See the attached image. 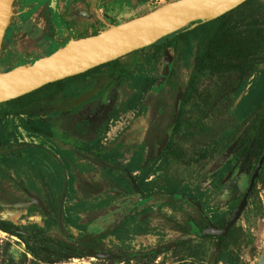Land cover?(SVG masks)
<instances>
[{
  "label": "rangeland",
  "instance_id": "rangeland-1",
  "mask_svg": "<svg viewBox=\"0 0 264 264\" xmlns=\"http://www.w3.org/2000/svg\"><path fill=\"white\" fill-rule=\"evenodd\" d=\"M14 1L1 41L0 71L59 47L40 28L27 32L57 10L52 16L57 33L74 40L171 0ZM232 17L246 23L242 27H264V0L246 1ZM206 29L186 33L166 49L160 42L124 55L134 64L116 84H105L103 77L72 80L66 83L68 99L59 94L5 116L0 106V196L18 199L0 201V219L17 226L13 233L0 229V264H256L264 248V154L249 172L242 171L239 147L233 149L236 139L228 132L264 114V56L248 59L232 88L203 112L202 102L225 75L202 71L191 78ZM177 114L199 116L215 133L177 138L166 126ZM156 121L177 157L154 142L157 156L144 164L143 136ZM59 195L60 227L44 207ZM199 213L229 221L224 243L195 227L180 232V225ZM29 232L44 240L36 254L29 250ZM63 233L82 248L81 256H68L73 250L57 245ZM87 239L95 249L81 246Z\"/></svg>",
  "mask_w": 264,
  "mask_h": 264
},
{
  "label": "trees",
  "instance_id": "trees-1",
  "mask_svg": "<svg viewBox=\"0 0 264 264\" xmlns=\"http://www.w3.org/2000/svg\"><path fill=\"white\" fill-rule=\"evenodd\" d=\"M248 0L243 1L239 5L229 8L217 16L207 19L204 21H196L188 23L182 28L178 29L175 32H172L168 35H165V39H158L154 43L148 46H156L161 42L162 48L166 49L170 46H175L178 42L184 39L186 33H193L199 27H206L207 32L204 38V42L197 49L194 64L192 67L191 78L197 76L202 71H209L213 73H224L223 82L215 86L208 97L202 102V111L206 112L211 108L213 103L217 101L227 90L231 89L234 83V79L237 80L241 77L242 72L246 71L247 60L253 58H259L264 56V27H254L250 25L248 27L244 26L243 21L235 20L232 15ZM13 6V4H12ZM11 6V10H12ZM44 33L46 36L56 44H59V47L67 42L69 39L64 34H58L55 23L48 22L44 26ZM92 32V34H94ZM173 42V43H172ZM3 42L0 44V53L3 48ZM144 48V47H143ZM143 48L137 49L142 50ZM137 50L131 51L125 55H134ZM124 56V55H123ZM123 56L107 61L105 63L99 64L92 68H89L81 73L68 76L53 82L46 83L30 92H27L18 97L0 102V106L3 105L5 109L1 113V116L7 114H21L26 110H29L31 106L35 105L38 101L51 102L59 94L67 95V85L66 83L70 81L77 80L81 83L87 82L96 77L105 78V84H116L122 80L131 70L134 61L126 62L123 60ZM40 57V56H38ZM26 64V63H25ZM235 71V72H233ZM232 72V75L229 73ZM105 86V85H104ZM68 99V98H67ZM264 107V100H263ZM57 107H54L56 109ZM264 111V110H263ZM179 113V112H178ZM180 114V113H179ZM179 114L173 120L168 121L171 125V131L174 136L177 138H193L204 134H214L215 131H212L210 128H206L201 125L199 116L191 115L189 117H181ZM253 129L252 133L247 138V129L248 124L245 123L241 125L238 123L235 125L228 133L231 139L237 138L233 149L239 147L238 158L242 163V167L247 172L250 171L252 165L256 160H258L263 152L264 148V114L260 116L258 113L252 119ZM155 124L150 123L145 130L143 136V143L147 148L144 164H147L152 160L153 155V144L155 140L161 142L163 135L160 133L156 135ZM165 155L171 157H177L173 154V150L169 149L167 143L164 145ZM264 164V156L262 158ZM115 165V164H114ZM118 168L123 169L121 165H116ZM130 186H134L130 180H126ZM139 192V189H134L133 191ZM61 195H59L55 200H47L44 203L45 211L51 215H54L58 227H60V210H61ZM18 199L16 197H4L0 196L1 202H15ZM225 220L223 217H219V222L217 227H221L224 224ZM195 224L198 228L202 230L204 236H209L205 232L208 222L203 216H200L196 220ZM17 226L11 223L9 220L0 219V229L2 231L13 233V228ZM188 225L181 227V230L186 231ZM61 230V229H60ZM63 232V231H62ZM229 234L227 232L225 235H215V239L221 240V243H224L225 237ZM69 235L62 234L61 238H58L57 245L66 250H73L72 253H68L72 257H79L82 254V248H80L76 242L69 241L67 238ZM27 237V236H26ZM28 237H31L32 247L29 250L36 254V249H41L40 241L42 238L37 235L29 232ZM82 240V238H80ZM84 244H89L91 247L96 248L93 245L92 239H87L81 241V246ZM31 246V245H30ZM177 264H193L191 261H183Z\"/></svg>",
  "mask_w": 264,
  "mask_h": 264
},
{
  "label": "water",
  "instance_id": "water-1",
  "mask_svg": "<svg viewBox=\"0 0 264 264\" xmlns=\"http://www.w3.org/2000/svg\"><path fill=\"white\" fill-rule=\"evenodd\" d=\"M12 1L0 0V44L11 14ZM222 1L171 0L94 34L69 39L30 63L0 71V102L146 47L188 23L211 19L245 0H235L227 8L213 13ZM228 225L217 228L209 223L206 232L223 235ZM256 264H264V248Z\"/></svg>",
  "mask_w": 264,
  "mask_h": 264
},
{
  "label": "flooded vegetation",
  "instance_id": "flooded-vegetation-1",
  "mask_svg": "<svg viewBox=\"0 0 264 264\" xmlns=\"http://www.w3.org/2000/svg\"><path fill=\"white\" fill-rule=\"evenodd\" d=\"M15 1L13 0L12 1V3H11V6H12V4L14 3ZM12 11V10H11ZM59 12H58V10L57 11H55V12H53L51 15L52 16H54V14H58ZM52 16L50 17V19L46 22V23H48V22H52V23H55L54 22V20L52 19ZM60 16V15H59ZM63 20L64 19H62L61 21H62V23H64L63 22ZM28 21H30V19H28L26 22H24V24L25 23H27ZM65 21V20H64ZM45 23V24H46ZM32 24V23H31ZM45 24L42 26V27H40V30L42 31V34L46 37V38H48L47 36H46V34L44 33V26H45ZM55 25H56V23H55ZM64 24H62V26H63ZM39 27L38 26H36V31H28L27 30V32H30L31 34H35V33H37L38 32V30H39ZM96 33V32H95ZM90 34H92V32H90V33H88V34H86V35H90ZM86 35H84V36H86ZM66 37L68 38V36L66 35ZM49 39V38H48ZM69 39V38H68ZM262 98L264 97L263 95L261 96ZM264 100V98L262 99V101ZM252 119H253V117H250V119L247 121V124H248V129H247V138H249V136L251 135V133H252V129H253V123H252ZM171 120V119H170ZM169 120V121H170ZM150 124V123H149ZM153 124H155V128L156 129H154L155 130V132L157 131V133H156V135H159L160 133L163 135V132L160 130L159 131V123L156 121V122H154ZM167 125H169V123L167 122L166 123V126ZM148 127V126H147ZM147 129V128H146ZM170 130H171V128H170ZM172 132V131H171ZM145 134V133H144ZM164 139H165V137H163L162 138V140H161V142H157V141H153L152 142V144L154 143V142H157V143H160V144H164L165 145V143H166V140H165V142H163L164 141ZM236 140H237V138H235ZM147 149V148H146ZM239 163L241 164V166H240V169L242 170V171H244V172H247L246 170H244L243 169V167H242V163L239 161ZM173 193V188H170V191H169V194H172ZM18 201V200H17ZM17 201H15V202H17ZM15 202H12V203H15ZM200 216H203L205 219H206V221L208 222V224L209 223H212L215 227H217V224H218V222H219V218H213V219H207V217L204 215V214H201V213H199V215H197L196 217H189L188 218V220L187 221H185L182 225H180V227H179V230H180V232H182V233H187V232H189L190 231V229H191V227H195L197 230H199L200 232H202V230L200 229V228H198L197 227V225L195 224V222H196V220L197 219H199V217ZM225 220V222H224V224L221 226V227H217V228H222V227H224V225L226 224V223H228L229 221H227L226 219H224ZM208 224H207V227H208ZM184 225H188V227L186 228L187 230L186 231H182L181 230V227H184ZM230 225V224H229ZM229 225H228V228H227V230H226V232L223 234V235H225L226 233H227V231H228V229H229ZM206 227V228H207ZM206 228H205V232H206ZM208 234H210V233H208ZM210 235H213V236H215V235H217V234H210ZM90 249H93V248H90ZM89 250V249H88ZM178 263V262H177ZM176 263V264H177Z\"/></svg>",
  "mask_w": 264,
  "mask_h": 264
},
{
  "label": "bare ground",
  "instance_id": "bare-ground-1",
  "mask_svg": "<svg viewBox=\"0 0 264 264\" xmlns=\"http://www.w3.org/2000/svg\"><path fill=\"white\" fill-rule=\"evenodd\" d=\"M235 0H224L220 3V5L216 8V10L213 13H216L224 8H227L230 6Z\"/></svg>",
  "mask_w": 264,
  "mask_h": 264
},
{
  "label": "crops",
  "instance_id": "crops-1",
  "mask_svg": "<svg viewBox=\"0 0 264 264\" xmlns=\"http://www.w3.org/2000/svg\"><path fill=\"white\" fill-rule=\"evenodd\" d=\"M31 26L33 27L34 25H33V23L31 24ZM39 27V26H38ZM40 28V27H39ZM28 31H30V30H28Z\"/></svg>",
  "mask_w": 264,
  "mask_h": 264
}]
</instances>
